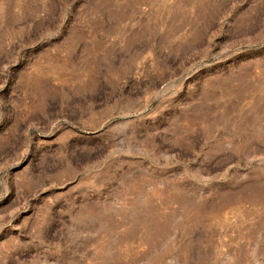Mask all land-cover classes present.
<instances>
[{"label":"rangeland","instance_id":"1","mask_svg":"<svg viewBox=\"0 0 264 264\" xmlns=\"http://www.w3.org/2000/svg\"><path fill=\"white\" fill-rule=\"evenodd\" d=\"M0 264H264V0H0Z\"/></svg>","mask_w":264,"mask_h":264}]
</instances>
